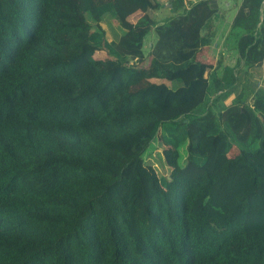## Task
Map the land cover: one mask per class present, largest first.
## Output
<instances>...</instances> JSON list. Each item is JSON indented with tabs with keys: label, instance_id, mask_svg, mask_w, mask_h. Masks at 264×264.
Listing matches in <instances>:
<instances>
[{
	"label": "trees",
	"instance_id": "1",
	"mask_svg": "<svg viewBox=\"0 0 264 264\" xmlns=\"http://www.w3.org/2000/svg\"><path fill=\"white\" fill-rule=\"evenodd\" d=\"M217 1L0 0V264H264V0L209 62Z\"/></svg>",
	"mask_w": 264,
	"mask_h": 264
},
{
	"label": "rangeland",
	"instance_id": "2",
	"mask_svg": "<svg viewBox=\"0 0 264 264\" xmlns=\"http://www.w3.org/2000/svg\"><path fill=\"white\" fill-rule=\"evenodd\" d=\"M166 3V7L161 10H152L150 12L151 16L156 21H163L168 17H172L170 3L169 0H162ZM241 0H218V8L220 10L217 17L212 21L210 29H207L205 33V40L207 41V46L202 49L200 57L209 62H217L220 58L226 59V56H222L223 51H225L226 38L228 37L229 30L231 27V23L233 18L236 15L238 10V5ZM188 2V0H187ZM103 28L106 31V37L109 42L114 41L116 38L117 31L119 29L120 37L124 30L117 24L113 19L104 21L102 23ZM157 38L155 30H151L150 33L146 37V43H150L155 41ZM99 57V55H96ZM246 77L257 86L264 88V65L261 69L250 70L249 73L246 74ZM233 97L227 100V104H230ZM164 149V143L161 136L158 137V140L153 143L152 148H150L149 152L146 155V164L151 165L155 168L159 175H167L169 173V169L165 166V163L162 159V151Z\"/></svg>",
	"mask_w": 264,
	"mask_h": 264
},
{
	"label": "water",
	"instance_id": "3",
	"mask_svg": "<svg viewBox=\"0 0 264 264\" xmlns=\"http://www.w3.org/2000/svg\"><path fill=\"white\" fill-rule=\"evenodd\" d=\"M170 7H171V5H170Z\"/></svg>",
	"mask_w": 264,
	"mask_h": 264
}]
</instances>
